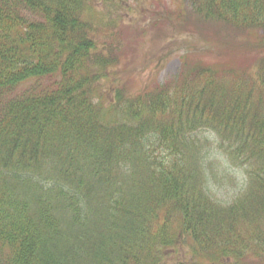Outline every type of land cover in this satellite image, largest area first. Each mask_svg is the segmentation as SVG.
Returning <instances> with one entry per match:
<instances>
[{
	"label": "trees",
	"instance_id": "obj_1",
	"mask_svg": "<svg viewBox=\"0 0 264 264\" xmlns=\"http://www.w3.org/2000/svg\"><path fill=\"white\" fill-rule=\"evenodd\" d=\"M90 4L0 0V264H162L186 235L209 264H264V0L191 2L253 70L184 59L136 94L99 80Z\"/></svg>",
	"mask_w": 264,
	"mask_h": 264
},
{
	"label": "rangeland",
	"instance_id": "obj_2",
	"mask_svg": "<svg viewBox=\"0 0 264 264\" xmlns=\"http://www.w3.org/2000/svg\"><path fill=\"white\" fill-rule=\"evenodd\" d=\"M90 12L84 21L98 25L96 40L105 60L114 61L106 67L99 80L111 86L113 80H121L123 89L135 92L156 80L159 85L178 80L186 59L188 64L205 63L218 68H255L251 52H260L241 46L246 38L222 23L204 22L194 12L192 0H91ZM183 14L180 15L181 11ZM186 21L180 23L185 16ZM179 19V20H178ZM187 20L190 23H187ZM114 36H111L113 34ZM258 36L252 39L256 41ZM250 42V41H249ZM251 43V42H250ZM247 49V50H246ZM192 51H195L193 53ZM116 63V64H115ZM128 93V92H127ZM218 159L222 160L217 156ZM221 177V176H220ZM220 199L233 202L243 184L235 171L222 176L217 182ZM247 219L248 216H245ZM264 224V220L260 221ZM249 231L248 229H246ZM188 235L179 252L160 254L162 264L199 261L209 264L205 253L198 252ZM200 258H199V257ZM136 264V262H132ZM138 264H153L151 250L145 252Z\"/></svg>",
	"mask_w": 264,
	"mask_h": 264
}]
</instances>
